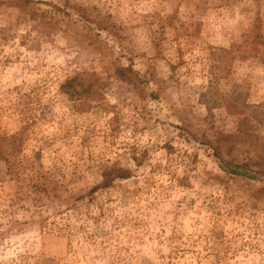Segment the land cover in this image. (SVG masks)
<instances>
[{
  "label": "rangeland",
  "instance_id": "rangeland-1",
  "mask_svg": "<svg viewBox=\"0 0 264 264\" xmlns=\"http://www.w3.org/2000/svg\"><path fill=\"white\" fill-rule=\"evenodd\" d=\"M11 1L0 264H264V0Z\"/></svg>",
  "mask_w": 264,
  "mask_h": 264
},
{
  "label": "trees",
  "instance_id": "trees-1",
  "mask_svg": "<svg viewBox=\"0 0 264 264\" xmlns=\"http://www.w3.org/2000/svg\"><path fill=\"white\" fill-rule=\"evenodd\" d=\"M44 3V4H49L51 5L54 10L56 11H66L65 9L61 8L60 6L56 5V4H52L46 0H12L10 3L15 4L17 7H19L20 9L26 11L28 10L30 15H31V19L32 21H34V23L38 24V23H43L44 26H54V24H52L50 19H47L48 17V10H43V11H39L37 9H29V5L34 4V3ZM79 10L81 11V9L79 8ZM83 14L85 12H82ZM52 19V18H51ZM100 28H105L101 23H98ZM120 73L123 75H134L135 77L139 76L138 71L133 67V65H129L123 68H120ZM79 75L74 76L73 78H71L68 82H66V84L68 83V85H73L74 83L77 82V80H79ZM86 92H89V90H86ZM68 93H70L72 96L73 95H78L81 94L82 92H78L77 89H73L72 91H68ZM91 95V93H90ZM16 136H13L12 139H14ZM219 148L216 147V154L219 155ZM0 154H2V152H0ZM221 157V156H220ZM259 170H257L256 172L259 173H263L264 174V157L260 156L259 157ZM221 165L222 168L228 172L231 173H235V174H240V175H245V176H249L251 178H254V174H256V172H253V170L246 168V166L244 164H238V163H233L231 161H227L224 159H221ZM132 176V170L130 168L127 167H123V166H111L106 168V170L104 171L103 174V181L94 186L89 194L92 195L94 192H96L98 189L101 188H107L110 187L113 182L117 179V178H129Z\"/></svg>",
  "mask_w": 264,
  "mask_h": 264
}]
</instances>
